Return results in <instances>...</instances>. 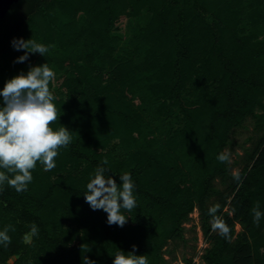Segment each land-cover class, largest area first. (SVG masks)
Masks as SVG:
<instances>
[{
	"label": "trees",
	"instance_id": "obj_1",
	"mask_svg": "<svg viewBox=\"0 0 264 264\" xmlns=\"http://www.w3.org/2000/svg\"><path fill=\"white\" fill-rule=\"evenodd\" d=\"M143 12L149 21L122 44L128 18ZM20 37L49 50L19 62ZM46 62L51 124L72 140L54 168L37 161L26 190L0 187V230L11 237L0 264H113L118 250L180 264L196 208L204 264H264V216L253 219L257 205L264 212V0H20L0 18V88ZM249 118L257 137L232 159ZM98 166L118 183L132 174L137 205L122 210V227L85 200ZM217 205L227 235L212 228Z\"/></svg>",
	"mask_w": 264,
	"mask_h": 264
},
{
	"label": "clouds",
	"instance_id": "obj_2",
	"mask_svg": "<svg viewBox=\"0 0 264 264\" xmlns=\"http://www.w3.org/2000/svg\"><path fill=\"white\" fill-rule=\"evenodd\" d=\"M12 43L17 50H26L17 58L19 62L27 60L31 53L38 52L45 56L49 50L46 44L32 38H14ZM55 75L47 62L37 64L26 73L21 71L8 79L0 88V187L7 183L18 192L26 190L33 179L32 169L37 161L46 170L54 168V157L58 156L59 149L67 147L72 140L69 128H54L51 124L58 115L56 97L50 88ZM218 159L224 161L228 157L220 153ZM104 164H107L106 159ZM107 171L104 166L95 169V174L86 185L84 197L93 210L102 209L107 213L108 224L122 227L128 219L122 210H132L137 205L135 182L131 172L120 174L122 183H118L113 175L106 174ZM218 207L209 208V214L213 217L212 228L219 229L221 235H227L229 226L215 215ZM253 212V219L258 224L264 212L259 205ZM36 230L37 226L33 225L32 231ZM10 239L7 227L0 230V244ZM84 264H96V261L84 257ZM113 264H148V258L144 254L118 250Z\"/></svg>",
	"mask_w": 264,
	"mask_h": 264
},
{
	"label": "rangeland",
	"instance_id": "obj_3",
	"mask_svg": "<svg viewBox=\"0 0 264 264\" xmlns=\"http://www.w3.org/2000/svg\"><path fill=\"white\" fill-rule=\"evenodd\" d=\"M149 21V14L144 13L140 15H134L132 17H129L127 22L125 23L123 29V40L122 44L133 34L134 29L137 27L146 24ZM246 24V21H244L243 25ZM119 47V46H118ZM120 49V47H119ZM251 137L254 139L257 137V133L254 129V120L252 118H249L245 126L239 127L235 130L233 134V144L228 147V151L231 152L232 159H240V155L244 153L243 145L250 146L252 144ZM238 169V165L236 166L235 170ZM192 220L188 223H186L187 227L190 228L193 224H195V227H191L187 230V237L189 238V242L187 245L181 244L178 245L176 254H177V260L176 263L180 264H186L183 261V256L187 257H194L195 264H204L203 259L200 257V255L203 253L204 248L208 245V242L206 241L203 231L201 229L200 225V218H199V210L196 208L195 211L191 214ZM241 229V225L237 224V230ZM196 235L198 238L197 240L193 239V236ZM27 239H31V235L27 236ZM16 257H12L11 261H14Z\"/></svg>",
	"mask_w": 264,
	"mask_h": 264
},
{
	"label": "water",
	"instance_id": "obj_4",
	"mask_svg": "<svg viewBox=\"0 0 264 264\" xmlns=\"http://www.w3.org/2000/svg\"><path fill=\"white\" fill-rule=\"evenodd\" d=\"M20 0H0V18H4L12 5Z\"/></svg>",
	"mask_w": 264,
	"mask_h": 264
}]
</instances>
